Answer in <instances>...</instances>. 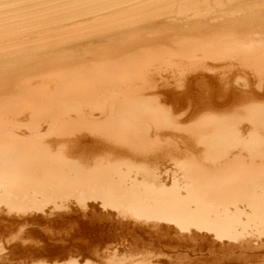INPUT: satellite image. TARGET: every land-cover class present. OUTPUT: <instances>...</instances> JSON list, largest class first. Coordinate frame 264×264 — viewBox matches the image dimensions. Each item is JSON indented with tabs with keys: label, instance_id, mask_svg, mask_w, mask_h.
Wrapping results in <instances>:
<instances>
[{
	"label": "bare ground",
	"instance_id": "6f19581e",
	"mask_svg": "<svg viewBox=\"0 0 264 264\" xmlns=\"http://www.w3.org/2000/svg\"><path fill=\"white\" fill-rule=\"evenodd\" d=\"M71 207L208 264L264 249V0H0V237Z\"/></svg>",
	"mask_w": 264,
	"mask_h": 264
},
{
	"label": "rangeland",
	"instance_id": "374dc122",
	"mask_svg": "<svg viewBox=\"0 0 264 264\" xmlns=\"http://www.w3.org/2000/svg\"><path fill=\"white\" fill-rule=\"evenodd\" d=\"M91 4L93 5L95 3H90L89 5H91ZM15 25H18V24H15ZM163 73H165V72H163ZM167 73H169V72H167ZM167 73H165L166 75L163 74L164 77L167 76ZM169 75H171V74L169 73ZM210 75H212V74H210ZM171 77H173V76L172 75L171 76H167L168 79L165 77V80L167 82L169 81L168 83L171 85L170 86L171 89L172 88L176 89L175 86H177V85H175L174 83H177V80H176L177 78L174 77V78H176L175 79L176 82H175L173 80L171 81ZM163 105H164V108H166V109H168V107H169V109H172V106L170 104H168V103H165ZM166 105H168V106H166ZM183 124L185 125V127H188L186 124H189V122L188 121H184V122H182L180 124L179 127L185 129V127H183V126L181 127V125H183ZM163 139H165V140H163ZM169 139H171V141H169L168 143L171 142V144H172V143H174L175 140L178 143L177 138H175V140L173 142H172L173 138L170 137ZM169 139L167 137L166 138L162 137V140L164 141V143L166 141H168ZM162 140H161V142H162ZM153 141L154 142L156 141V143H155L156 145L154 143H152V141H150L149 144L151 146H154V147H157L161 143V142L159 143V140L158 141L157 140H153ZM157 143H159V144H157ZM168 143H166L167 145L165 144L166 148H167L168 145H169L168 148L171 147L170 146L171 144H168ZM152 144H154V145H152ZM174 144H172V145L174 146ZM161 145H163V146H160V145L159 146L160 147H164V144L161 143ZM174 147H171V149H174ZM179 148L183 149V146L179 145ZM181 152H182V150H181ZM182 154L185 155L184 153H182ZM183 155L179 154V156L176 155L177 157L175 156L174 158L169 157L171 159L168 158V160L174 161L175 158H176V159H178L177 162L179 161L178 163L182 164L181 158H183L184 161L186 159V158L184 159V157H186V156H183ZM172 159H174V160H172ZM170 161H167V164H168V166L171 165V169H174L177 166H178V168L183 166V164L182 165L179 164L180 166L179 165H172V162L170 164ZM184 161H183V163H184ZM173 163L176 164V160ZM167 168H170V167H167ZM89 205L90 204H88V206ZM93 205L96 206V204H93ZM75 208L76 207H71L69 209V211H68L69 214H68V212H66V213L64 212V214H66L65 217L58 218V219H56L57 221L54 220V221L51 222V224L50 223L48 224L46 222H42L41 221L39 223V225H36L34 227H31V228H27V230L24 229L22 231L23 234L21 232H18V231L15 230V231H13L11 233H6L8 236L7 235H4V237L1 236L0 237V241H2V242H0V244L1 243L2 244L0 246H2V247H1L0 251H4L5 252V253L2 252L0 254L1 257L6 255V253H7L6 248L7 247H9V246H22V247H26L29 250L31 248V251L34 252V253L37 252V253L41 254V257H42L43 260L41 258H40L41 260L40 259L38 260V259H33V258L26 257L25 259L22 258L21 261H20V258H18L17 260L15 259L16 261L14 260V262L12 264H16V262H17V264H28V263H30V264L32 263L33 264V262H34V264H37V261L38 262L45 261L48 264H52L55 261V262H57V264H59V263L62 264L63 262H66L69 257H70V259L72 258L71 260H73V258H74V260H76L77 263H80V264H82V263L85 264L87 261H89L88 262L89 264H104V263L105 264H112V263H108L107 258L112 257L113 254H114V251H117L116 255H115L116 259L118 257H119L118 259H120V258L122 259L123 258L122 259V260H124L123 264H127L129 262H131L129 264H132V263L133 264L134 263L135 264H140L139 262H141L142 260H143L142 262L147 261V258L145 259V257H148L149 258L148 260L152 259L151 260V262L153 261L152 264H156V263L157 264H186V263L187 264H208V262H206L203 259H195L198 256H195V254L190 252L189 250L187 251L186 248H182V249L176 248L173 245V242H171V240L168 237H166V236H164L162 234H158L159 236L157 234L154 235V233H149L146 230L144 231L142 228L134 226L130 222L127 223L126 221H123V222L122 221L121 222L115 221V219H111L112 217L110 218V216H108L106 214H103V213L100 214L101 212H99V210L97 208L91 210V208L88 209L89 207H87V208H85L86 212H83L84 210L83 211L81 210L84 214L78 209V207H77V210ZM73 212L74 213L77 212V213L74 214ZM74 215H76V216H74ZM106 217L108 219H111V222H113V224H111V222ZM60 219H62L63 221H61ZM58 220H60V221H58ZM104 220H106V221H104ZM70 221H71V223H70ZM54 222H55V224H53ZM125 222H126V224H125ZM66 223H69V224L67 225ZM117 223L118 224L119 223L120 224L124 223V224L116 225ZM129 223H130V225H129ZM42 224H44V227H41V226H43ZM46 224H48V225L45 226ZM127 224H128V228H127ZM68 226H70L69 229H68ZM122 226H124L125 228L122 227ZM130 226L132 228H134V229H130L131 228ZM39 227H40V229H39ZM46 227H48L51 230H48V228H46ZM66 227H67V229H66ZM138 228H139V230H138ZM43 229H44V232H43ZM40 230H42V231H40ZM65 231H66V233H65ZM16 232H18V234H16ZM57 232H58V234H57ZM19 233L23 236V238H22L21 235H19ZM28 233H29V235H28ZM37 233H39V234H37ZM147 234H149V235H147ZM150 234H153V235H150ZM18 235H19L20 239L17 237ZM26 236L27 237L29 236V237L27 238ZM156 236L159 237V238H157ZM2 237L4 239L6 238L5 240L8 239V241L5 243L3 241L4 239ZM24 237H26V238H24ZM16 238L18 239V241L16 240ZM29 238H30V240H29ZM27 240H28V242L26 243ZM141 240H142V242H141ZM262 240L264 241V239H262ZM30 241H32L31 245L28 244V243H30ZM33 241H35V242L37 241V242L33 243ZM147 242H150V243H147ZM3 243H5L6 245H4ZM23 243L26 244V245H24V246L21 245ZM32 245L36 246L37 248L36 247H32ZM93 250L95 252H93ZM137 251H139L140 253L139 252L137 253ZM147 251H148V253H147ZM110 253H111V255H110ZM142 254H144V255L142 256ZM252 254H253V257L251 256ZM64 255H67V256L64 257ZM153 255L156 256V258H154ZM254 255H255V257H254ZM43 256L45 257V259H44ZM49 256L54 257V258L58 257V258H55V260L53 258V260L48 261L46 259V257H49ZM134 256L137 258V262H136ZM248 256L249 257L251 256L252 259H251V257L248 258ZM102 257H104V258H102ZM242 257L246 258V259H242L244 261L239 262V263H235V264H264V249H261V251L254 250L253 252H249V253L247 252L246 255L242 256ZM105 258H106L107 261L105 260ZM254 258H256V259H254ZM101 259H103V260H101ZM250 259H251V261H250ZM157 260H159V261H157ZM24 261H25V263H24ZM145 263H142V264H145Z\"/></svg>",
	"mask_w": 264,
	"mask_h": 264
}]
</instances>
